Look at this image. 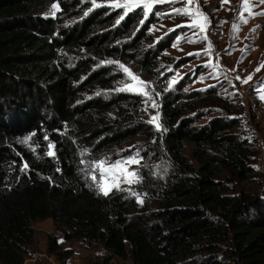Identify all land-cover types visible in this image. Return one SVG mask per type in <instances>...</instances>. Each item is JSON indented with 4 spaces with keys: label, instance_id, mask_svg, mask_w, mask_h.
Instances as JSON below:
<instances>
[{
    "label": "trees",
    "instance_id": "1",
    "mask_svg": "<svg viewBox=\"0 0 264 264\" xmlns=\"http://www.w3.org/2000/svg\"><path fill=\"white\" fill-rule=\"evenodd\" d=\"M92 3L0 0V264H24L32 224L44 220L64 242L101 245L107 257L95 264H264V201L232 187L254 173L257 155L237 108L214 90L167 93L155 133L141 119V97L116 92L100 65L133 57L139 41L126 37L137 20L117 24L119 14ZM188 106L210 109L186 115ZM206 112L217 115L199 124ZM135 136L152 142L137 182L107 197L93 192L78 170L81 152L114 159ZM47 253L61 264L71 257L50 235Z\"/></svg>",
    "mask_w": 264,
    "mask_h": 264
},
{
    "label": "rangeland",
    "instance_id": "2",
    "mask_svg": "<svg viewBox=\"0 0 264 264\" xmlns=\"http://www.w3.org/2000/svg\"><path fill=\"white\" fill-rule=\"evenodd\" d=\"M185 3L186 0H177L174 5L169 2L156 5L153 13L149 14L143 25L140 23L144 19L142 10L136 9L130 12L125 18L137 20V24L131 36L126 37L129 39L126 42L131 39L139 41V48L128 50L134 51L132 52L133 57L130 59L107 60L113 61L112 64L100 61V65H107L111 69L110 78L114 80L112 82L115 85L114 89L121 87L122 81L131 83L125 73L119 69V64H123L151 86L147 91L151 93L159 107H151V102L147 105L144 103L140 110V116L144 124L155 133H161L164 130L159 111L163 95L169 93L175 96L180 93L192 97L205 90H214L218 91V94L226 96L230 103L237 108V115L244 124L245 131L248 130V137L254 140L252 144L257 151L255 160L251 164L254 173L248 180L233 181L232 187L235 193L253 194L264 201V100L259 98L260 93L256 90L258 87H264V68H261L259 72L255 71L257 67L264 64V15H256V13L264 12V4H259L257 0H250L253 15L249 16V13L243 9L244 0H229L228 3L223 4L221 0H197L200 11L208 17V27L205 32L201 33L199 29L177 27L190 23L187 17L168 15L173 11V8L183 7ZM90 8L93 9L92 4ZM103 8L112 10L119 15L123 14V9ZM157 11L163 15H156ZM241 16L247 20V23H241ZM234 24L238 28L235 32H233ZM170 29H175V31H169ZM203 36H206L207 39H202ZM189 38L196 43H190ZM178 39L179 43L177 44ZM173 44H177V47H173ZM209 45L211 50L206 53L205 50L209 48ZM146 60L153 62L154 68L151 71L143 68V63ZM209 63L216 67H205ZM250 75L252 79L248 83H243V80ZM173 81L175 82L172 83ZM170 83H172L171 88H169ZM140 97L143 101L145 100L144 97ZM188 103L193 107L197 106L194 100H190ZM193 107L188 106L190 109L186 115H191L199 109H210V107L202 109ZM157 113H159L158 122L162 128L160 132L156 131L154 125L146 123L151 116ZM207 113L200 119L199 124H203L217 115H207ZM189 148L187 146L186 154L192 162ZM137 152H139L140 162L130 166V170L137 172L152 153V142L148 139L141 136L132 137L117 149L116 158L113 159L114 155L111 154L108 156L114 161L135 155ZM91 161L95 160L81 152L78 170L86 179L90 189L98 193L91 179L95 173L88 168V162ZM131 185L121 184L120 187L128 191ZM32 230L33 243L27 249L24 264H61L55 257L47 253L49 235L57 239L62 249L71 251V257L65 264H95L103 262L107 257V252L101 245H88L80 241L64 242L61 234L56 231L52 220L34 222ZM110 264L130 263L114 258Z\"/></svg>",
    "mask_w": 264,
    "mask_h": 264
},
{
    "label": "snow or ice",
    "instance_id": "3",
    "mask_svg": "<svg viewBox=\"0 0 264 264\" xmlns=\"http://www.w3.org/2000/svg\"><path fill=\"white\" fill-rule=\"evenodd\" d=\"M166 2H169L170 4L174 5L177 0H110L107 4H100L96 3L95 0H93L92 7L99 8V7H110L113 10L115 9H123V14L120 15L119 19L117 20V24L120 23L121 20L125 18L130 12H133L136 9H141L143 18L140 23L143 25L144 21L148 19L149 14L153 13V9L156 5L164 4ZM229 0H221V3H228ZM259 4H264V0H257ZM243 9L249 13V16L253 15L251 11L250 6V0H244ZM56 11H59L58 4L53 3L51 5V10L47 14L49 16H55ZM91 11V9H90ZM88 13H85L87 15ZM158 16H162L163 14L160 12L155 13ZM169 16H175V15H182L187 17L190 20V23L186 25H178L177 27H188L190 29H199L201 33L205 32L208 27V17L200 11L199 4L197 3V0H186V3L183 7L180 8H173V11L171 13H168ZM256 15H264V12L256 13ZM241 23H247V20L243 18V16L240 17ZM238 28L234 24L233 25V32L237 31ZM169 31H175V29H170ZM202 39H207L206 36L201 37ZM190 43H196V41L191 40L189 38ZM179 43V39L177 40V44ZM177 44H173V47H177ZM211 50V46L209 45V48L206 49V53ZM196 55H199V53H196ZM108 64L114 63L113 61H107ZM119 69H121L128 80L131 81V83L121 82L122 86L117 87L115 89L116 92H129L134 95H139L145 98L144 103L147 105L149 102H151V107L158 108L159 105L156 100L152 98V95L149 91H147L148 88L151 86L147 84L145 81L141 80L137 75L132 73L127 67H125L123 64L118 65ZM205 67H216V65H212L211 63L205 65ZM261 68H264V64H261L259 67L256 68V72H259ZM239 79V77H237ZM252 79V76H248L247 79L243 80V83H248ZM173 81L172 83H174ZM172 83L169 84V88L172 87ZM260 93V99L264 100V87H258L256 89ZM146 110V109H145ZM159 113L156 115L151 116L146 123L154 125L156 131L160 132L162 131L161 125L159 124ZM32 135H36L33 133ZM45 140L48 139L47 135L44 137ZM31 140V136L24 138L21 143L28 144ZM55 145L52 142H49L47 145V152L46 155L48 157H55V151H54ZM139 152H137L135 155H130L128 157H122L121 159L117 160H111L108 155H105L103 158L88 162V168L89 170L93 171L95 174L92 175L91 179L93 183L96 186V190L98 194L103 196H109V194L113 190L118 191H126V189H123L120 187L121 184H128L131 185L138 180V172L130 170L131 165L139 164ZM81 163H84V161H81ZM28 165L25 164L24 167L21 169V171H24L27 169ZM138 202H140L138 200Z\"/></svg>",
    "mask_w": 264,
    "mask_h": 264
}]
</instances>
